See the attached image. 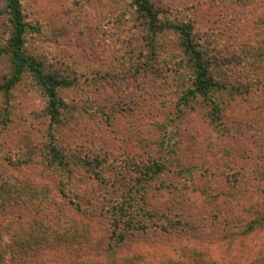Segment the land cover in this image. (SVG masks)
Returning a JSON list of instances; mask_svg holds the SVG:
<instances>
[{"label": "rangeland", "instance_id": "obj_1", "mask_svg": "<svg viewBox=\"0 0 264 264\" xmlns=\"http://www.w3.org/2000/svg\"><path fill=\"white\" fill-rule=\"evenodd\" d=\"M160 1L170 5L172 16L189 15L209 48L218 44L221 53L243 56L221 77L238 91L222 93L220 127L208 123V108L203 105L176 116L173 107L179 92L172 81L146 78L143 93L140 78L125 71L133 64L130 58L135 59L127 38L138 31L130 0H24V11L42 30L33 44L48 59L45 67L64 69L72 78L77 75L76 86L65 90L68 105L53 130L56 145L64 148L69 161L60 178L53 176L52 166L36 150L48 139L43 91L29 80L10 93L0 90V115L3 110L8 113L0 119V154L32 158L20 169L0 161V179L9 174L43 181L53 193L63 189L58 198L63 213L56 223L74 220L79 233L58 246L35 243L24 257L29 264H131L123 255L136 251L149 255L163 251L179 259L186 258L192 247L201 248L218 264H264V0ZM5 69L0 59V85ZM99 88L101 93L95 91ZM172 112L176 119L170 139L162 141L164 129L154 128L150 121L168 120ZM168 147L177 159L167 158L173 164L194 167L193 180L178 189L145 180L139 173L141 161L148 156L164 158ZM88 153L106 158L104 171H99L108 185L82 165ZM134 181L137 187L122 186ZM121 197L132 209L135 204L136 209L199 217L184 233H140L139 238L132 234L115 244L108 221ZM30 215L0 202V249L11 238L5 224L22 222L21 218L29 222ZM52 215L49 222L54 223ZM22 227L26 235L25 224ZM7 256L0 253V264L8 262ZM17 259L11 262L16 264Z\"/></svg>", "mask_w": 264, "mask_h": 264}, {"label": "trees", "instance_id": "obj_2", "mask_svg": "<svg viewBox=\"0 0 264 264\" xmlns=\"http://www.w3.org/2000/svg\"><path fill=\"white\" fill-rule=\"evenodd\" d=\"M129 4L134 12L133 17L137 21L138 31L127 38L131 40L127 43L134 50L135 59L130 58L133 64L125 71L133 75L136 80L140 78L141 91L145 88L144 81L148 82L146 78L172 81L179 92L173 107L176 116L180 117L183 114L182 110L187 111L190 108L194 109L196 105H203L208 108L206 114L209 119L208 123L213 127H220L222 106L225 104L223 98L225 96H222V93L226 94L229 90V94L237 90L233 85L229 86L221 80V77H225L227 69L232 64L238 63L243 58L241 53L226 55V53H221V47L218 44H213L209 48L208 44L203 43L201 33L196 31L192 18L186 13L172 16V8L164 1L130 0ZM24 9V0H1L0 59H3L6 64V69L0 90L10 93L16 85L29 80L43 91L49 117L48 139L36 150L40 151L52 166L53 176L60 178V175H63L65 170L67 171L69 161L63 153L64 148L58 143L56 145L53 130L60 124L61 109L66 106V103L68 105V101L63 98L65 90L76 86L77 75L74 74L72 78V74L63 72L64 69L61 71L56 68L50 69L53 66L45 67L48 59H44V53L33 44L42 33L41 27L28 17ZM204 46L208 48L207 51ZM164 84L167 82L164 81ZM146 90L145 88L143 93H146ZM58 91H62L61 95ZM95 91L101 93L102 90L99 88ZM79 99L82 100V98ZM1 113L0 119L8 114L6 110ZM175 114L172 112L168 120L153 119L150 121L154 128L164 129L162 141L168 142L170 139L171 128L176 119ZM166 150V156L162 159L148 156L146 160L141 161L139 173L147 177L145 180L155 179L166 187L171 186L178 189L181 184L190 183L193 180L194 167L179 164L177 161L173 164L172 160L167 159L173 156L177 160L173 154V148L168 147ZM89 155L82 165L89 167L94 179H97L99 183L104 182L108 185V179L103 175L106 158L96 153H92L93 156ZM31 159L27 155L15 159L0 154V161L4 164L6 161L8 166L15 169L27 165ZM167 164L175 165L176 169H168ZM100 168L103 171L100 172ZM119 176L120 181H123L121 170ZM122 186L126 190L127 187H137L138 184L134 181L132 184L127 183ZM62 192L63 189H60L53 193L50 186L43 181H26L23 178L9 177V174L6 178L0 179V202L3 205L6 203L15 205L17 211L22 210L32 214L29 222H27L28 219L21 218L19 220L22 222L12 220L5 224L10 227L11 238L4 242L0 249V253H8V262L4 264H14L11 261L14 262L18 257L16 264H29L28 259L24 257L31 252L33 246L35 247V243L38 245L53 243L58 246L65 241L63 239L75 240L79 233L74 231V220L70 223L63 222V225L56 223V218L59 219V215L63 213L62 207H58L64 195ZM58 198H60L59 201ZM126 203H128L126 199L121 197L115 203L116 205L113 204L111 214H109L110 239L115 244L122 243L132 234H137L139 238L140 233L144 236L159 231L166 234L168 232L184 233L187 228L192 227V223H196L194 221L196 217H199L193 213L191 217L185 218L181 215L182 213L168 214L164 210L143 209L144 207L136 209L138 206L135 204L132 209V205ZM121 209H124L126 214H122ZM51 215L55 219L54 223L49 222ZM22 224H25L26 235L21 232ZM64 234L66 237H63ZM149 254L147 251H136L123 255V258L131 264H218L198 247H192L186 258L182 256L177 259V256L168 255L163 251H159L157 255Z\"/></svg>", "mask_w": 264, "mask_h": 264}]
</instances>
